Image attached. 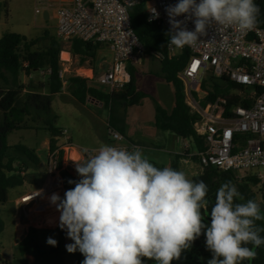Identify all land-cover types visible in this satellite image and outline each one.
Masks as SVG:
<instances>
[{"label":"clouds","instance_id":"9594fccd","mask_svg":"<svg viewBox=\"0 0 264 264\" xmlns=\"http://www.w3.org/2000/svg\"><path fill=\"white\" fill-rule=\"evenodd\" d=\"M166 12L168 44L183 48L197 44L213 25L252 30L260 9L255 0H179ZM181 16L185 19L177 20ZM193 18L195 30L190 31L186 25ZM93 152L76 163L81 179L69 181L75 187L63 199L50 197L60 213V228L74 242L66 249L79 250L83 264H143V258L172 264L202 234L212 253L207 264H242L255 259L254 248L264 245V228L256 225L264 220L261 205L254 199L235 202L243 197L230 181L217 190L208 226L202 214L208 205L203 181L193 182L170 166H154L139 147L103 145ZM47 243L57 241L48 238Z\"/></svg>","mask_w":264,"mask_h":264},{"label":"trees","instance_id":"16d2710c","mask_svg":"<svg viewBox=\"0 0 264 264\" xmlns=\"http://www.w3.org/2000/svg\"><path fill=\"white\" fill-rule=\"evenodd\" d=\"M150 0L142 3L129 11L132 29L149 50L151 59L159 65V71L153 74L156 79L173 89V108L170 113L164 111L155 104L154 128L161 133H169L179 138L183 143H188L191 154L203 153L206 149L204 139L197 135L195 126L197 121L189 118V109L186 105V97L183 84L179 78L186 69L190 56L183 52L176 57L169 56L168 31L157 24H148L146 21V10ZM260 9L257 17L256 27L253 29H264V0H255ZM6 10V4L0 5V16ZM42 40L48 41L45 50L39 53H31ZM100 45L83 44L74 42L71 44V53L80 60V65L89 63L94 65ZM63 51L62 44L55 41L45 33L42 39L28 40L15 34H4L0 38V206L7 204L8 192L22 187L25 184V176L28 171H39L40 160L36 153L22 146L9 147L7 139L16 132H45L49 135L48 153H57L58 170L61 171L63 190L74 188L75 184L69 181L79 182L78 179L70 177L62 171L64 152L58 147V141L64 137L61 130L55 127L56 118L51 113V98L61 95L64 83L73 100L85 107L94 103L109 111L114 106L125 108L136 107L140 101L147 96L138 91L135 72L131 69V80L124 90L118 94H110L107 90H101L94 81L82 78H72L68 81L60 79V57ZM146 56V55H145ZM27 63L28 68L23 69ZM50 72L45 77H40L39 72ZM22 76L31 79L38 77V81L22 84ZM208 81H203L201 90L208 95V101L220 99L226 105V114L233 108L251 109L254 104L253 95L259 96L263 93L261 89L249 90L239 87L228 79L216 80L209 73ZM206 102V103H207ZM110 127L125 138V127L123 124H113L110 117ZM188 154V153H187ZM189 155V154H188ZM193 163L197 169V176L193 182L203 181L208 187L206 214L211 224V209L215 205L217 190L230 181L233 185L239 184L236 175L223 173L212 168H204L200 165L198 158L193 157ZM171 167L181 171V164L173 160ZM246 186L259 187L260 203L264 208V184L254 177H247ZM264 215V210L261 212ZM256 225L264 228V220L256 221ZM3 231V223L0 219V234ZM200 236L199 245L203 246L201 258L205 264L212 258V253L206 246V237ZM264 237V231L260 233ZM39 235L34 230H29L18 241L15 247V258L12 264H28L26 257H32L36 263L57 254V250L47 251L39 243ZM252 248V245H246ZM256 258L244 260L242 264H264V245L254 248ZM85 257L79 255L75 264H83ZM0 264H8L2 261ZM143 264H157L155 260L145 259Z\"/></svg>","mask_w":264,"mask_h":264},{"label":"built area","instance_id":"2783aa9c","mask_svg":"<svg viewBox=\"0 0 264 264\" xmlns=\"http://www.w3.org/2000/svg\"><path fill=\"white\" fill-rule=\"evenodd\" d=\"M142 1L57 0V24L53 32L55 41L62 45L81 42L107 47L112 61L97 85L106 88L111 95L124 90L131 80V66L142 56L149 55L147 46L135 35L129 15V11ZM196 2L199 3V0ZM177 3L179 0H150L146 10L147 23L162 25L170 32L166 8ZM152 9L159 13V18H153ZM41 14V11H36L37 16ZM184 19L183 16L177 17V20ZM194 19L187 22L190 31L195 30ZM168 52L170 57L183 52H188L190 56L179 78L184 87L189 118L197 121L195 129L197 135L204 139L206 149L189 157L198 158L204 168L235 174L239 183H245L247 176L254 173L252 176L264 184V29L241 31L235 25H213L194 46H169ZM27 68L28 64L24 63L23 69ZM209 73L216 80L225 78L239 87L261 89L263 93L251 97L254 98L251 109L237 107L226 114V105L222 100L217 98L207 102L208 95L201 90L204 78ZM49 74V71L38 73L40 77ZM60 79L63 80L61 73ZM108 138L111 145L126 142L121 134L112 129L108 131ZM132 148L134 146L126 149ZM189 149V144L185 143L180 157H187ZM91 154L94 152L84 151L83 159L86 161ZM47 163L49 180L45 191L22 199L23 211L56 192L55 179L59 181L57 175L60 173L57 153L50 154ZM46 200H50V197ZM26 228L24 223H19L18 233H22V237L27 231L35 229Z\"/></svg>","mask_w":264,"mask_h":264},{"label":"rangeland","instance_id":"374dc122","mask_svg":"<svg viewBox=\"0 0 264 264\" xmlns=\"http://www.w3.org/2000/svg\"><path fill=\"white\" fill-rule=\"evenodd\" d=\"M4 3L6 4V10L0 16V38L4 34H15L28 40H37L42 39L45 33H48L53 38V32L57 24L54 13L51 12L49 14L50 20L45 22L42 16H35L34 0H0V5ZM47 46L48 41L42 40L30 52L39 53L45 50ZM62 47L60 70L67 71L66 73L62 72L63 78H72L80 68L89 66L88 62L82 66L80 65V60L71 53L70 44L62 45ZM100 50H105V47L100 46ZM141 58L143 59L141 64L132 66V70L135 72L138 91L144 93L147 97L133 108L127 109L124 106H114L110 113L90 102L83 107L71 98L66 88V82L64 83L62 94L51 98V113L56 118L55 127L64 134V137L59 140V144L66 147L70 146L81 152H84L85 149L88 150L87 152H93V150L99 149L103 145H110L108 131L111 129V117L112 125L119 123L124 125L126 142L110 146L118 148L139 147L149 162L158 168L171 167L172 161L178 160L181 164V171L186 174L188 179L192 180L197 176V169L193 159L189 157L193 155L191 150L189 149L187 157H180L183 142L172 134L161 133L154 128L155 104L170 113L174 102L173 89L167 86L164 81L153 77V74L159 71V65L155 60L149 56H142ZM209 77V74H206L204 81H208ZM38 79L36 76L31 79L22 76L21 82L22 84H27L30 80H32L31 82H36ZM100 89L106 90L104 87H100ZM49 140L50 137L45 132L26 131L13 133L7 139V145L11 148L22 146L34 151L40 160V167L38 177L33 184H26L9 191L7 204L0 206V219L3 223V231L0 234V263L2 261L8 264L13 263L16 244L22 237V233H18L17 239L16 203L25 197L28 192H36L41 189L49 178L47 152L43 147L45 141ZM83 158L84 155L82 154L80 163L85 162ZM62 171L66 172L70 177L81 179L76 171V165L70 167V165L63 164ZM262 172L264 174V171ZM253 174L250 173L247 177H254L252 176ZM58 177L59 181H61V171L57 175V179ZM55 184L56 188L60 187L56 179ZM236 188L243 199H237L235 202L245 203L250 199H254L261 205L259 187L237 184ZM53 194H58L63 199L65 192L58 188L55 193L48 197ZM45 207L49 210H52V208L56 209V206L51 202L46 203L39 209ZM263 210L264 208L262 212ZM40 211L37 210V214L33 217L30 216L32 215L31 213L27 212L30 217H26L23 223L27 228H35L34 230L40 236L39 243L44 249L47 251L56 249L57 254L38 263L32 257H26V261L28 264H75L77 257L82 253L79 250L75 253H69L66 245L74 242L68 238L66 229L62 230L59 228L54 231L58 223L56 224L57 226L46 228V222L42 220L44 217L43 212ZM22 216L21 212V218ZM40 221L41 225L39 223L36 224ZM39 227L41 228L39 229ZM48 238L54 239L57 244L55 246L48 244ZM197 243H200V237L188 249L183 250L180 259L173 260L172 264H205L200 259L203 246ZM145 259L143 258V260Z\"/></svg>","mask_w":264,"mask_h":264},{"label":"crops","instance_id":"0c3cea01","mask_svg":"<svg viewBox=\"0 0 264 264\" xmlns=\"http://www.w3.org/2000/svg\"><path fill=\"white\" fill-rule=\"evenodd\" d=\"M34 3H35L34 14L36 17H39L36 15V11L39 10V11H41V13H42L41 16L45 22H48L50 20L49 14L51 12L54 13L55 20H56L57 8H58L57 0H34ZM103 51H105V52L103 53ZM103 51L99 50V52L97 53L94 65L89 64V66H85V67L80 68L76 72V75H74L72 78H82L85 80L94 81L95 84H97L98 79L107 71V69L110 67V64L112 61V54L109 51V49L107 47H105V50H103ZM142 61H143V59L139 58L133 66L140 65ZM59 68H60V65H59ZM131 69H132V66H131ZM83 71H84V73H82ZM62 72L66 73L67 71L66 70H64V71L60 70L61 74H62ZM72 78H65L64 77L63 81H68ZM98 107L100 108L101 106H98ZM125 140H126V137H125ZM184 145H185V143H183V147H184ZM43 147L47 152V162H48L49 141H45V143L43 144ZM58 147H61V149L64 150L63 151L64 152L63 164H67V165H70V167H72V166L76 165V163H80L82 161L81 158H82L83 152H81L80 150L72 148L70 146L66 147L64 145H60L59 141H58ZM183 147H182V149H183ZM62 167H63V165H62ZM38 174H39L38 171H34V170L28 171L26 176H25V184L24 185L33 184L36 181ZM58 179H59V177H58ZM48 180H49V178L47 179V181L45 182V184L42 186L41 189H39L36 192H28V194L25 197L21 198V200L25 199L26 197H29L31 195H34V194L44 193L46 183L48 182ZM60 180H61V178H60ZM57 184L62 186L61 191H64L63 190V181L62 180L57 181ZM59 190H60V188H59ZM8 197H9V193H8ZM45 199H46V197H44L41 200V202H39V201L35 202V204L33 206L28 207L25 211H23V209L21 207V200L19 202H17L16 203V209H15L16 210V219H17L16 226H19V223H23V221L26 217H28V218L30 216L33 217L37 214V210H41L43 212V215H44L42 220L46 223L47 222L48 223H51V222L55 223L58 221L57 222L58 226L56 225V223L54 224V226H57L54 231L59 229L60 228V226H59L60 213L56 209H53V208H52V210H49L46 207L43 209H39L43 205H46V203L50 202V200H45ZM30 210H34L35 212H34V214L31 213L32 215L29 216L28 215L29 213L27 214V212H29ZM21 212L23 215L22 218H21ZM21 219H22V221H21ZM54 231H52V232H54ZM43 232H46V231H43ZM46 233H50V232H46ZM46 233H43V234H46ZM17 239H18V231H17Z\"/></svg>","mask_w":264,"mask_h":264},{"label":"flooded vegetation","instance_id":"af4514ba","mask_svg":"<svg viewBox=\"0 0 264 264\" xmlns=\"http://www.w3.org/2000/svg\"><path fill=\"white\" fill-rule=\"evenodd\" d=\"M239 184H242V183H239ZM204 215V223L208 226H210V223H209V219L207 218V215L206 214H203ZM204 236V235H203ZM206 237V236H205Z\"/></svg>","mask_w":264,"mask_h":264},{"label":"bare ground","instance_id":"6f19581e","mask_svg":"<svg viewBox=\"0 0 264 264\" xmlns=\"http://www.w3.org/2000/svg\"><path fill=\"white\" fill-rule=\"evenodd\" d=\"M57 222H58V221H57ZM57 222H55V223L57 224ZM55 223H52V222H51V223H47V224H46V228L54 227V224H55ZM39 224L41 225V221L39 222ZM40 228H41V227H39V229H40Z\"/></svg>","mask_w":264,"mask_h":264}]
</instances>
